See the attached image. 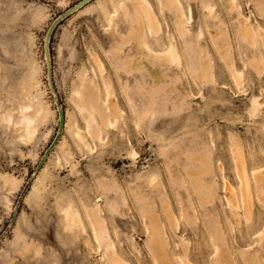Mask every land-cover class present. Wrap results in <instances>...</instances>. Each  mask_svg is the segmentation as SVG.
<instances>
[{
	"label": "rangeland",
	"instance_id": "1",
	"mask_svg": "<svg viewBox=\"0 0 264 264\" xmlns=\"http://www.w3.org/2000/svg\"><path fill=\"white\" fill-rule=\"evenodd\" d=\"M144 1L161 22L157 34ZM144 1L0 0V174L15 178L0 179V264H159L148 246L149 211L175 263L219 264V224L226 264H264V199L260 173L252 174L264 166V0H180L192 17L182 31L176 0ZM133 18L156 48L176 44L183 65L147 54L152 71L139 69ZM244 23L252 35L243 34ZM225 38L239 81L217 44ZM122 58L132 62L129 71ZM201 68L211 71L206 80ZM87 89L98 102L103 140L80 108L77 92ZM40 101L51 113L30 138L21 107ZM237 147L249 170L248 198L239 188ZM200 155L212 172L201 173ZM226 180L237 186V202L227 197ZM212 188L214 202L204 204L201 194ZM74 211L85 228L68 217ZM92 219L106 221L116 249L98 245Z\"/></svg>",
	"mask_w": 264,
	"mask_h": 264
},
{
	"label": "bare ground",
	"instance_id": "2",
	"mask_svg": "<svg viewBox=\"0 0 264 264\" xmlns=\"http://www.w3.org/2000/svg\"><path fill=\"white\" fill-rule=\"evenodd\" d=\"M135 1V0H134ZM144 1V0H143ZM166 1V0H165ZM168 1H170V0H168ZM123 4V3H122ZM136 4V3H135ZM151 4V3H150ZM148 2H143L141 5H142V7L144 8V11H145V19L149 22V23H151V24H155L156 25V28H153L152 26H151V28H149L150 29V31H156V34H157V31H158V29H159V27H160V23L153 17L154 16V11H153V9H152V7H151V5H150ZM169 4V3H168ZM181 2H180V0L178 1V0H176L175 1V3L173 4V5H175V6H177L178 8H179V19H178V23H177V26H178V30L179 29H181V28H183L184 26H185V24H187V23H190V21H191V15L189 16V17H187V14L185 13V11L183 10V7L181 6ZM233 5L235 4L234 2L232 3ZM172 5V6H173ZM138 6V5H137ZM141 7V6H140ZM141 7V8H142ZM240 9V8H239ZM241 10V9H240ZM120 11V10H119ZM139 11V10H138ZM138 11H137V15H138ZM212 12V11H211ZM141 13V12H140ZM144 13V12H143ZM191 13V12H190ZM112 15H111V17H110V22L111 23H113L114 22V19L116 18V16H118L119 15V12H117V11H115V12H112L111 13ZM142 16V15H141ZM141 16H140V19H141ZM139 17V16H138ZM246 17V16H245ZM142 18H143V16H142ZM159 20V19H158ZM141 22L142 21H144V20H140ZM132 35L134 36V37H136L138 40H139V47H140V53H139V55H138V59H137V61H136V66H138L139 67V69H141L140 67L142 66V65H146V67H148V69L150 70V71H152V69L148 66L149 64H146V55L147 54H149L150 56H152V58L153 59H157V60H159L161 63H166V62H172V63H175V64H178V65H183V62H182V60H181V58H180V56L178 55V50H177V45L176 44H173V43H170V44H167V46H165V47H161V48H156L154 45H152L149 41H146V40H144V37H145V27H144V25H141V28H138V26H136V24H135V18H133V20H132ZM144 24H145V22H144ZM245 24V23H244ZM154 25V26H155ZM147 26V25H146ZM110 27V26H109ZM148 27V26H147ZM184 28H186V27H184ZM243 34L245 35V36H247V35H252V30L250 29V27L248 26V25H244L243 26ZM162 29V28H161ZM169 30V29H168ZM184 30V29H183ZM181 31H182V29H181ZM168 32V31H167ZM184 32V31H183ZM181 33V32H180ZM201 33H202V31H201ZM216 33V34H215ZM214 34L217 36V33L218 32H215ZM153 34V33H152ZM161 34V33H160ZM167 34V33H166ZM162 35V34H161ZM169 35V34H168ZM220 36H221V34H219ZM219 35L217 36V37H219ZM243 35V36H244ZM170 36V35H169ZM244 36V37H245ZM162 37V36H161ZM217 37H215V38H217ZM146 38V37H145ZM157 38V37H156ZM160 38V37H159ZM173 39V38H172ZM222 40V39H221ZM226 40V41H225ZM218 41V40H217ZM224 42H223V44H220V46H219V43H217L218 44V47L220 48V51H222V53H223V55L224 56H226L227 57V60H228V62H229V66L231 67V69H232V73H233V76L235 77V79L237 80V81H239V79H240V77H241V75H242V72L241 71H239L234 65H233V60L231 59V54H230V46H229V44H228V40L225 38L224 40H223ZM130 42V41H129ZM251 42V41H250ZM220 43H221V41H220ZM116 50H120V48L119 47H117L116 48ZM225 57V58H226ZM99 60H100V58L99 57H97ZM127 58H122V65H123V67L124 68H127L126 70L127 71H129V69L128 68H131V64H132V62L131 61H129L128 59L126 60ZM101 61V60H100ZM97 62H98V60H97ZM102 63V62H101ZM124 63H126V65H124ZM98 64H100V62L98 63ZM134 65V64H133ZM132 65V66H133ZM103 66V64L101 65V67ZM105 67V66H104ZM116 68V67H115ZM102 69V68H101ZM100 69V70H101ZM211 69V68H210ZM95 70V69H94ZM95 72V71H94ZM211 72V71H210ZM210 72H207V70L205 69V68H201L200 70H199V73H197L198 75H199V79H207L209 76H208V73L210 74ZM103 73H104V71H103ZM108 73V72H107ZM106 73V74H107ZM119 73V72H118ZM211 75H212V73H211ZM181 78V77H180ZM181 80H182V78H181ZM185 80V79H184ZM179 88L181 89L180 91H181V93L184 95L185 93L184 92H186V87H185V85H184V83H180V86H179ZM30 89V88H29ZM27 91V88H24V91ZM24 91H22L23 93H22V96H25V97H23L24 99H26V96H27V94L26 93H24ZM97 93H95V96H97L96 95ZM20 95V94H19ZM77 95L80 97L79 99H80V102H81V104H80V108H81V110L82 111H85V112H87L88 113V117L90 118V120H91V123H92V126H91V130H90V132H92V134L93 135H95L99 140H103V138H102V135H101V129L96 125V113L98 112V105H97V99H96V97L94 98V92H93V90H91V89H87L86 90V92L85 93H81L80 91H78L77 92ZM20 97H21V95H20ZM93 99H95V100H93ZM148 101H149V105L151 104V99H149V97H148ZM26 102V101H25ZM253 104H255V109H257L258 107H260V105H259V101H258V99H256V98H254V100H253ZM27 103V102H26ZM153 105V104H152ZM116 107H117V105L113 102L112 104H111V108L113 109L112 111H115L116 110ZM152 107H154V106H152ZM151 107V108H152ZM150 108V109H151ZM153 109V108H152ZM151 109V110H152ZM118 112V111H117ZM21 113H22V118H21V120H20V124L22 125V127H23V129L25 130V134L27 135V137H32V136H34L37 132H38V130H39V128L37 127V125L38 124H40V125H45L46 123H47V121H48V118H49V116H50V113H51V111H50V108L49 107H47V106H44L42 103H41V101H40V103H39V105L37 106V105H35L34 103L32 104V105H23L22 107H21ZM148 113V112H147ZM149 113H151V112H149ZM153 113V112H152ZM118 114V113H117ZM147 117V116H146ZM102 120L105 122V121H107V124H106V122H105V124L106 125H108V124H110L111 126H113L112 124H113V122H111L108 118H106V117H102ZM91 123H89L90 125H91ZM115 124V123H114ZM95 128H97V130H95ZM95 133V134H94ZM155 139V138H154ZM156 140H158V139H156ZM155 140V141H156ZM58 142V141H57ZM160 142V141H159ZM234 148H235V146H234ZM242 149L240 148V147H237V149H236V151H237V156H238V159L236 160V162H237V164H236V169H237V172H238V176H239V179H240V183H239V188L240 189H242L244 192H245V197L246 198H248V196L250 195V193H251V189H250V176H249V170H248V168H247V164H244L245 162H242V161H245V159H244V157H243V153H242V151H241ZM167 153V152H166ZM164 154V153H163ZM168 154H169V152H168ZM138 155V152L136 151V150H133L132 152H131V156H133L134 158L136 157ZM206 155V154H205ZM245 155V154H244ZM168 156V155H167ZM206 157V156H205ZM137 158H138V156H137ZM236 159V158H235ZM242 159H244V160H242ZM132 160H134V159H132ZM135 160H138V159H135ZM195 161H197V162H200V163H202V165L205 167V169L204 170H202V172L201 173H203L204 171L206 172H212V165L210 164L211 162H210V160L206 157V158H204V156L203 155H200V156H198V157H195V159H194ZM135 162V161H134ZM172 167V166H171ZM170 166H169V168H171ZM220 168H221V165H220ZM254 170H256V169H253V172H252V174L254 175L255 173H260L259 174V176H260V182H261V184H260V192H259V194H260V196H262V198L264 199V166H262V167H259V168H257V170L256 171H254ZM201 173H197V172H194V173H192L191 174V178H192V180H193V183L195 184V186L196 187H198L199 189H200V187H199V185L201 186V188H202V186H203V183H202V181H200V178H198V176L199 175H201ZM6 175H7V173H5ZM3 174H0V179L1 180H5V176H4V178H3V176H2ZM10 176H11V174H9ZM9 175H7V176H9ZM9 176V177H10ZM13 176V175H12ZM12 177H10L9 178V180H7V182L8 181H12V182H14L15 181V178H14V176H13V178L11 179ZM5 182V181H4ZM13 185V184H12ZM210 185H212V184H210ZM258 186H259V184H257ZM213 186H214V184H213ZM224 186H225V188L228 190V193H226L227 194V197L229 196V195H234V192H235V190L237 189V186L235 185V184H233L231 181H229V180H226L225 181V184H224ZM13 187V186H12ZM205 188H207V187H205ZM210 188V187H209ZM201 190V189H200ZM209 190V189H208ZM241 190V191H242ZM212 192H208V194H205L204 193V191L202 192V202L204 203V204H210V203H213L214 202V199H215V195H214V191H213V188H212V190H211ZM238 191V190H237ZM206 192V191H205ZM226 192V191H225ZM236 193V192H235ZM239 193V192H238ZM237 193V194H238ZM242 194V193H241ZM236 195V194H235ZM234 195V200H235V202H237V200H236V196ZM232 197V196H231ZM231 197H229V198H231ZM245 197H243V199H245ZM242 199V198H241ZM240 200V199H239ZM247 200V199H246ZM230 201V200H229ZM248 201V200H247ZM246 201V202H247ZM233 202V201H232ZM241 202V201H240ZM245 202V201H244ZM202 203V204H203ZM234 203V202H233ZM239 204H241V203H239ZM246 204V203H245ZM234 205H236V204H234ZM99 206V205H98ZM186 206V205H185ZM189 206V205H188ZM188 206H186L185 207V209L188 207ZM191 206V205H190ZM168 207V206H167ZM236 207V206H235ZM237 208V207H236ZM167 209V208H166ZM168 210V209H167ZM193 210V209H192ZM247 211L246 212H248V209H246ZM186 211H188V210H184L183 209V213H185ZM194 211V210H193ZM168 212V211H167ZM174 212V211H173ZM169 213H171V212H169ZM195 213V212H194ZM168 214V213H167ZM247 214V213H246ZM250 214V213H249ZM67 215H68V217H70L71 216V218H72V222H74V223H81L82 224V226H83V228H85L84 227V222H83V220L81 219V217H80V212H78V211H74V212H72V213H67ZM70 215V216H69ZM186 215V214H185ZM190 215V214H189ZM211 215V214H210ZM171 216V215H170ZM173 216H174V214H173ZM188 216V215H187ZM209 216V215H208ZM247 217V216H246ZM169 218V217H168ZM185 218H187V217H185ZM189 218V217H188ZM194 218H195V216H194ZM193 218V219H194ZM213 218H214V216H213ZM171 220L172 219H174V218H170ZM176 219V218H175ZM191 219V218H190ZM174 220H172V222H173ZM215 221H217L216 219H215ZM92 226H93V233H94V238H95V240L97 241V243H98V245L100 246V247H102V246H104L105 248H107V249H114L115 248V246H114V244L113 243H111V242H108V236H110L109 235V229H108V225H107V223H106V221L105 220H96V221H94L93 219H92ZM169 222H170V220H169ZM174 224V223H173ZM172 224V225H173ZM146 225H147V231H148V236H149V239H148V246H149V248L153 251V253H154V255H155V257H156V259H157V261H158V263L159 264H179L178 262L177 263H175V261H176V259H174V255L172 256V252H171V250H170V248H169V244H168V241H167V239H166V235L164 234V232H163V230H162V226H161V224H160V220H159V217H158V215H157V213H155V212H152V211H149L148 213H146ZM176 225V224H175ZM174 227H176V226H174ZM105 236V237H104ZM214 236H215V238H216V240H217V243H218V247H219V252H220V258H219V264H222V263H227V262H230V260H231V258L229 257V258H227L225 255L227 254V252H228V250L226 249L225 250V248H223V246L222 245H220V244H224V240H225V235H224V231L222 230V228H221V226L218 224V225H216V228H215V232H214ZM103 238H106L107 240H105L104 241V239ZM166 243L168 244V247H167V245H166ZM166 245V246H165ZM116 249V248H115ZM187 249V248H186ZM106 251V250H105ZM216 251V250H215ZM186 253V252H185ZM221 253H224L223 255L221 254ZM186 255V254H185ZM188 256V255H187ZM248 256H246V258H247ZM251 257V256H250ZM247 259H249V258H247ZM252 258H250V260H251ZM250 260H248V261H250ZM182 261V260H181ZM216 261V260H215ZM251 261H253V260H251ZM183 262H184V260H183ZM182 263V262H181ZM185 263H187V262H184V264ZM231 263H233V261L231 262ZM118 264V263H117ZM120 264H122V262L120 261ZM188 264H193V263H191V262H189ZM230 264V263H229ZM234 264V263H233ZM252 264V263H251ZM253 264H257V262H253Z\"/></svg>",
	"mask_w": 264,
	"mask_h": 264
},
{
	"label": "crops",
	"instance_id": "3",
	"mask_svg": "<svg viewBox=\"0 0 264 264\" xmlns=\"http://www.w3.org/2000/svg\"><path fill=\"white\" fill-rule=\"evenodd\" d=\"M131 31H132V29H131ZM243 38H245V37H243Z\"/></svg>",
	"mask_w": 264,
	"mask_h": 264
}]
</instances>
